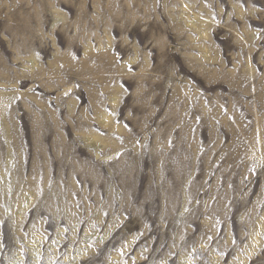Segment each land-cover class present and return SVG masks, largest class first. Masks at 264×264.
Instances as JSON below:
<instances>
[{
	"label": "rangeland",
	"instance_id": "374dc122",
	"mask_svg": "<svg viewBox=\"0 0 264 264\" xmlns=\"http://www.w3.org/2000/svg\"><path fill=\"white\" fill-rule=\"evenodd\" d=\"M0 264H264V0H0Z\"/></svg>",
	"mask_w": 264,
	"mask_h": 264
},
{
	"label": "bare ground",
	"instance_id": "6f19581e",
	"mask_svg": "<svg viewBox=\"0 0 264 264\" xmlns=\"http://www.w3.org/2000/svg\"><path fill=\"white\" fill-rule=\"evenodd\" d=\"M1 96V95H0ZM1 99V98H0Z\"/></svg>",
	"mask_w": 264,
	"mask_h": 264
}]
</instances>
